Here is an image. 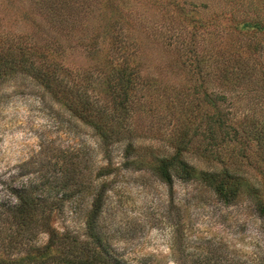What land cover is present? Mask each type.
<instances>
[{"label":"rangeland","instance_id":"374dc122","mask_svg":"<svg viewBox=\"0 0 264 264\" xmlns=\"http://www.w3.org/2000/svg\"><path fill=\"white\" fill-rule=\"evenodd\" d=\"M67 1L61 8L65 19L40 13L30 20L27 10L32 13L35 0H0V50L19 45L38 52L46 47V57L30 55V62L40 66L54 58L58 78L70 85L82 81L107 111L111 105L104 80L110 61L119 55L120 64L135 67L142 88L135 94L142 102L129 118L137 144L167 154L178 119L188 106L197 108L204 90L225 95L220 107L239 129L264 120V73L255 72L239 88L219 84L213 67L203 78L193 74L198 60L214 66L221 53L234 54L248 69H264V33L235 28L247 20L264 24V0ZM117 19L124 33L118 36L122 44L116 42L122 55L111 37L118 25L104 32ZM93 34L98 35L95 41ZM238 141L225 149L222 162L199 156L194 148L200 142L185 157L201 168L234 169L248 183L258 184L263 196L264 142L245 134ZM123 149L124 142L105 149L89 126L25 71L1 77L0 251L24 255L8 248L5 239L11 231L6 208L16 201L15 189L45 200L42 208L52 210L51 224L82 243L90 240L85 222L92 192L103 181L107 188L96 230L119 264H264V214L247 192L225 204L198 180L174 178L168 187L149 170L124 167ZM228 151L236 153V160ZM107 162L116 170L98 179V167ZM64 192L72 197L57 201ZM39 228L26 233V247L46 242L47 234Z\"/></svg>","mask_w":264,"mask_h":264},{"label":"trees","instance_id":"16d2710c","mask_svg":"<svg viewBox=\"0 0 264 264\" xmlns=\"http://www.w3.org/2000/svg\"><path fill=\"white\" fill-rule=\"evenodd\" d=\"M35 1L36 6L32 4V13L27 10L30 20L34 19V14L39 16L40 13L41 15L42 13H51V16L55 18L65 19V17H61L62 12L65 11H62L61 8H65L67 0ZM176 7L177 5L172 6V10L175 12L177 11ZM44 9L48 12L45 13ZM182 12L179 11V13ZM186 14L187 12L183 16ZM116 25L119 29H117L118 33H112V44H114L116 53L121 52L122 55L124 51H119L117 44H122V39L118 36L124 33L121 31L122 26L118 19L113 21L112 25H108L109 27L104 29V32L108 33L109 29L113 31ZM235 28L246 32L253 30L264 33V24L258 20L238 22ZM96 35L91 36L93 41L98 37ZM135 43L140 45L139 41ZM44 48H40L41 50L37 52L32 48L24 50L22 46L17 45V47L8 46L4 51L0 50V78L16 73L18 69L31 75L44 89L50 91L52 96L77 120L89 126L105 149L115 142H124L122 154L124 167L149 170L168 187L173 185L174 178L185 182L201 181L205 186L211 188L225 204L232 203L241 193L247 192L248 196L256 203L259 213L264 214V195L262 196L261 191L259 192L258 184L248 183L249 181L234 169L215 170L209 166L201 168L188 162L185 157L187 149L194 142H200L199 146L193 145L194 151L199 156L208 161L218 159L222 162L225 159L224 154L227 152L225 149L232 143H239L238 140L243 134L248 139L253 137L257 141L264 142V120L250 128L239 129L235 122L227 116V112L220 107V104L226 99L225 95L217 93L213 96L204 90L201 98L197 100V108L194 109L193 106L190 109L191 106H188V110L183 111V119H178L177 128L169 139L171 150L167 154L157 155V153H153L151 147H142L135 142L136 135L131 127L132 121L129 120L142 102L138 96L135 98L136 92L142 90L140 81L135 76V67L129 66L128 63L120 64L119 55L110 61L113 65L110 64V70L105 77L106 81L104 80L111 105L110 111H107L106 107L100 105L95 98L90 96L82 81L70 85L59 79L54 71L55 64H52V62L56 63L54 58L49 60L50 63L46 62L40 66L33 61L30 62V55L46 57L49 51ZM117 60L119 61L115 62ZM200 62L203 66L200 65L199 60L196 62V70L193 72L195 77L197 74L198 77L203 78L213 67L212 73L217 76L219 84L223 83L230 87H236L242 83L247 84V81L253 80L252 76L255 72L264 73V69L255 70V65L248 69L234 54L231 57L223 55V53L217 55L213 60L214 66H207L204 59H200ZM200 102L201 106L198 105ZM241 130L242 134H240ZM228 153L231 157L228 158L236 160V153L233 151H228ZM106 158L109 159L107 156ZM115 170L116 167L107 162L98 167L96 176L98 179L104 178L105 180ZM106 188L105 182L102 181L100 186L92 192V203L85 222L90 240L82 243L77 242L66 233H59L51 224L50 213L52 210L42 208L45 200L29 194L25 189H15L13 195L16 201L6 208L8 217L5 219V223H9L11 231L5 236V239L8 241V248H15L16 252L24 255L14 256L13 254L12 256L11 253L0 251V264H33L47 259H55L57 264H119L105 249L103 240L96 230ZM71 197L72 194L67 195L64 192L57 198V201L63 202ZM38 225L40 226L39 230L47 234L46 242L41 246L26 247L28 244L24 240L29 239L26 233Z\"/></svg>","mask_w":264,"mask_h":264}]
</instances>
